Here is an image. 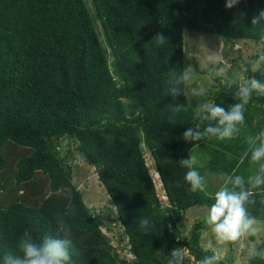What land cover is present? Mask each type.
<instances>
[{
	"label": "trees",
	"instance_id": "16d2710c",
	"mask_svg": "<svg viewBox=\"0 0 264 264\" xmlns=\"http://www.w3.org/2000/svg\"><path fill=\"white\" fill-rule=\"evenodd\" d=\"M261 8L264 0H241L231 10L225 0H91V5L87 0H0V264L6 252L17 250L25 230L39 240L57 227L58 216L74 242L75 264H166L173 247L187 248L194 264L211 254L202 245L204 219L186 238L181 230L186 212L210 206L216 188L209 182L205 192L191 193L183 181L187 169L179 161L196 147L183 132L199 121L187 95H169L171 71L186 67L185 30L254 41L264 53V29L250 23ZM158 33L166 44L152 42ZM192 63L199 74L196 59ZM252 76L264 81V69L252 72L249 64L246 77ZM218 81L202 100L228 108L236 103L239 83L229 87ZM181 103L189 111L174 114ZM245 115L234 139L199 142L210 154L199 168L202 174L247 177L242 169L252 163L250 153L244 156L246 139L264 129V95L253 93ZM66 137L79 142L78 152L110 196L132 262L103 231L104 218L87 206L74 183L68 157L61 154ZM19 150L23 154L8 179L9 153ZM250 211L264 220V207ZM144 216L151 220L147 228L140 227Z\"/></svg>",
	"mask_w": 264,
	"mask_h": 264
},
{
	"label": "clouds",
	"instance_id": "9594fccd",
	"mask_svg": "<svg viewBox=\"0 0 264 264\" xmlns=\"http://www.w3.org/2000/svg\"><path fill=\"white\" fill-rule=\"evenodd\" d=\"M240 2L241 0H225V8L234 9ZM238 16L246 17L247 13L239 12ZM237 22L238 19L234 17L233 23ZM250 23L252 28L259 26L264 29V8L259 9L251 17ZM260 40L264 42V30L260 33ZM152 42L162 46L167 40L163 34L158 33ZM236 46L239 47L238 44ZM250 65L252 72L264 69V53L251 60ZM219 71L222 72L224 69L221 68ZM171 74L173 78L170 81L169 95L173 98L186 96L185 86L192 80L191 67L186 66L179 72L172 70ZM228 86H232L231 81ZM206 92L203 87L191 89V95L195 97H204ZM254 92L257 95H264V81L255 76L246 77L233 93L236 103L229 105L228 108L221 107L213 101L197 102L195 107L192 106V111L199 122L184 130L183 139L195 143L196 147L199 146V142L212 138L221 141L234 139L239 134L241 126L245 125L247 105ZM188 111L189 106L181 103L174 107L173 113ZM246 143L249 148L244 156L247 157L250 153L251 163L256 165V170L247 177L227 173L202 174L196 167L198 161L193 150L189 158L179 161L180 166L187 169L183 181L189 186L188 190L191 193L205 192L211 179L219 181V187L213 194L214 202L207 207L204 218L212 234L205 248L213 251L203 256L198 264H219L220 256L216 250L220 246L238 247L246 258L264 261V220L258 219L250 211L257 205L264 207V129L254 135H248ZM155 174L161 182L156 168ZM181 186L180 183L177 184V187ZM139 223L140 227L147 228L151 220L144 216ZM56 224L54 230H50L39 240L34 238L31 230H25L17 239V250L6 252L2 264H75L73 255L76 249L70 232L61 217L56 218ZM165 259L166 264H188V250L185 247H173ZM235 264H240V260L237 259Z\"/></svg>",
	"mask_w": 264,
	"mask_h": 264
},
{
	"label": "rangeland",
	"instance_id": "374dc122",
	"mask_svg": "<svg viewBox=\"0 0 264 264\" xmlns=\"http://www.w3.org/2000/svg\"><path fill=\"white\" fill-rule=\"evenodd\" d=\"M87 1L91 5V0ZM97 23L99 25L98 21ZM184 37L187 59L186 66H190L192 73H194V75H192V80L186 85L187 96L190 101H192L194 106L197 102L203 101L202 99H205L208 95L206 94L204 97H195L191 95L192 88L203 87L208 92L209 89L220 83L218 79H221V83H227L230 81L232 83H241L246 77L250 61L253 60L254 56L262 52L261 44L254 41L230 40L193 30H185ZM237 44L239 47L236 46ZM193 59H196L199 65V70L201 71L199 74L198 71H196L195 65L192 63ZM221 68H223L224 71H219ZM254 127L257 128L256 122H254ZM246 133L249 134V132ZM64 139L65 140L63 141L61 147V154L63 157H68L67 164L73 169L74 183L77 185L78 189L81 190L85 203L88 207L95 209V213L97 215L104 218L103 221L105 223L103 231L112 239V243L120 249L122 256L132 262L133 258L127 249L128 240L126 237L122 236L123 229L118 223L117 213L110 210L112 207L110 205V196L101 184L95 168L86 162L85 158L78 152V141L67 137ZM192 150L193 154L197 157L198 163L196 167L198 170L200 167H205L210 156V154L205 150V147L198 146ZM144 152L150 172L155 178L162 202L164 205H167L168 200L162 188V184L160 180L156 178L157 175L155 174V164L152 155L145 147ZM17 153L18 154L15 156H13L12 152L9 153V159H7L9 171L6 172L5 175L8 179L13 178L12 171L15 169V163L22 156L23 151L19 150ZM255 170L256 165L253 164L244 166L242 169L243 174H247V176ZM210 186L217 189L219 187V181L216 179L210 180ZM206 212L207 208H197L186 212L181 225L184 238L190 235L192 226L198 220H203L205 218ZM210 238H212V234L210 229L207 227L202 236V245L204 248L207 240ZM121 248L123 250H121ZM206 250L213 251L211 249ZM216 251L220 256V260L230 258L232 259L233 264H235L236 260L239 259L240 264H249L250 259L246 258L244 253L238 247L220 246ZM188 264H194V258L189 254V252Z\"/></svg>",
	"mask_w": 264,
	"mask_h": 264
}]
</instances>
